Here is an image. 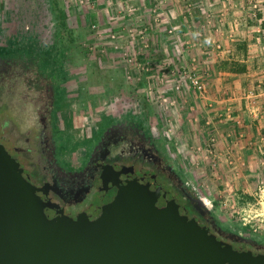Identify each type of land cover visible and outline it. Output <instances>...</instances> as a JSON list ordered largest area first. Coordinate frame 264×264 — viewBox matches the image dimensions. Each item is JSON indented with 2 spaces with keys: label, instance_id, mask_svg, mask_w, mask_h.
I'll return each instance as SVG.
<instances>
[{
  "label": "rangeland",
  "instance_id": "374dc122",
  "mask_svg": "<svg viewBox=\"0 0 264 264\" xmlns=\"http://www.w3.org/2000/svg\"><path fill=\"white\" fill-rule=\"evenodd\" d=\"M260 4L264 6L260 0H0V51L33 45L44 67L49 60L51 72L60 71L55 81L65 84L63 120L75 142L100 115L135 113L220 226L264 238V128L253 125L264 116L254 93L264 97V85L245 93L252 127H242V118L228 109L210 119L207 104L213 94L225 92L217 87L224 82L220 73L242 72L240 45L234 44L260 42L252 53L264 57ZM232 7L243 16L230 21L227 10ZM60 11L66 14L64 26ZM25 88L0 87V116L8 115L5 108L22 105ZM226 123L235 124L238 136L242 133L251 157L236 145L238 139L227 142L222 133Z\"/></svg>",
  "mask_w": 264,
  "mask_h": 264
},
{
  "label": "flooded vegetation",
  "instance_id": "af4514ba",
  "mask_svg": "<svg viewBox=\"0 0 264 264\" xmlns=\"http://www.w3.org/2000/svg\"><path fill=\"white\" fill-rule=\"evenodd\" d=\"M42 61L24 52L0 53V87H26L22 105L5 108L9 116H0V148L16 161L48 219L95 221L108 195L135 180L177 204L180 214L208 228L218 241L264 256V238L227 231L197 202L200 197L173 168L161 141L135 113L100 115L75 142L63 120L65 84L55 81L62 74Z\"/></svg>",
  "mask_w": 264,
  "mask_h": 264
},
{
  "label": "water",
  "instance_id": "95a60500",
  "mask_svg": "<svg viewBox=\"0 0 264 264\" xmlns=\"http://www.w3.org/2000/svg\"><path fill=\"white\" fill-rule=\"evenodd\" d=\"M43 207L0 148V264H264L135 180L108 195L95 221L50 220Z\"/></svg>",
  "mask_w": 264,
  "mask_h": 264
},
{
  "label": "crops",
  "instance_id": "0c3cea01",
  "mask_svg": "<svg viewBox=\"0 0 264 264\" xmlns=\"http://www.w3.org/2000/svg\"><path fill=\"white\" fill-rule=\"evenodd\" d=\"M215 1V0H214ZM222 1H226V0H222ZM261 2H264V0H260ZM261 9L258 10V15L261 17H264V6L261 5ZM231 12V13H230ZM227 13L229 16H232L230 18V21H233L232 19L236 16V19H239L242 15L241 12L236 13L235 10L232 8H228ZM232 14V15H231ZM238 46V49L240 50V54L242 56V60H240V64H242V72L240 73H233L229 70H225V72L223 74L220 73V77L222 75V79L224 80L223 83H219L217 84V87L220 90L223 89V94L221 93H215L212 95V97H214V101L213 99L210 102H207V104L209 105L208 110L212 111L213 113V117H210V119L215 118V115L218 114V112H224L226 111V109L230 110L232 113H236L237 116L241 119L242 118V127L245 128H249L252 127L253 125H255V129L260 130L262 128H264V116L262 117V119H260L257 122H254L253 125L251 123V117L248 111V108L250 106L249 102L246 100L245 98V93H247L249 90H252L255 88L256 84L262 83L264 85V57L263 58H259L256 57L253 53L252 50L253 49H260V42H258V45L256 42H250L249 40H245L243 42L240 43H236L233 45L234 46ZM242 48L245 50L244 51V55H242ZM213 84V82H211V85ZM220 84V85H219ZM213 87V85H212ZM227 91H226V90ZM219 91V90H218ZM254 93L258 96V99H255L256 102L260 105H262V110L264 107V97L263 94H257L255 91ZM219 96V100L215 101L216 96ZM195 104L196 103H192ZM213 108V109H212ZM217 111V113L215 114V112ZM264 112V111H263ZM221 114H225V113H221ZM234 116V114H233ZM217 127L213 125V128ZM241 126H238V128L241 130L242 129ZM223 130L224 132H222L220 129H213L215 130L216 133H220L222 132L223 135H226V139L227 142H231L232 139H238V142L236 145L242 147V149L244 148V154L246 157H251L252 156V152L251 149L248 148L245 144V146L242 145V133L238 134L235 133V131L237 130V127L235 126V124L230 123L223 126ZM245 130V129H244ZM239 132V130H238ZM233 148L237 151V153L242 155V149H237L234 147V143H232ZM223 150V149H222ZM238 150L240 152H238ZM253 174L252 172H249V175ZM247 175V173H246Z\"/></svg>",
  "mask_w": 264,
  "mask_h": 264
},
{
  "label": "trees",
  "instance_id": "16d2710c",
  "mask_svg": "<svg viewBox=\"0 0 264 264\" xmlns=\"http://www.w3.org/2000/svg\"><path fill=\"white\" fill-rule=\"evenodd\" d=\"M59 15H60V19H61V22H62V25L64 26L66 23H65V20H66V14L64 13V12H59ZM12 50H10V49H6V50H8V51H5V50H1L0 51V53H3V54H5L6 52H8L10 55H12L15 51H16V53L14 54V55H16V54H19V53H21V52H24L25 54H27V55H33V56H37L38 57V53H37V51L35 50V47L33 46V45H27V46H25V47H21V48H18V50H14L15 48L12 46V48H11ZM26 51V52H25ZM12 53V54H11ZM40 57V56H39ZM48 59V58H47ZM47 67L48 66H50L51 64H52V62L51 61H47V62H45L44 63Z\"/></svg>",
  "mask_w": 264,
  "mask_h": 264
},
{
  "label": "built area",
  "instance_id": "2783aa9c",
  "mask_svg": "<svg viewBox=\"0 0 264 264\" xmlns=\"http://www.w3.org/2000/svg\"><path fill=\"white\" fill-rule=\"evenodd\" d=\"M192 82L199 91L204 90V86L197 79H193Z\"/></svg>",
  "mask_w": 264,
  "mask_h": 264
}]
</instances>
